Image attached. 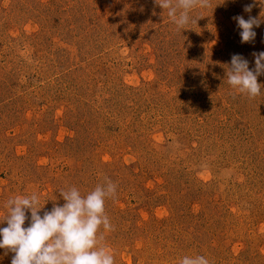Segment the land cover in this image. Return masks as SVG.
<instances>
[{
  "label": "rangeland",
  "instance_id": "1",
  "mask_svg": "<svg viewBox=\"0 0 264 264\" xmlns=\"http://www.w3.org/2000/svg\"><path fill=\"white\" fill-rule=\"evenodd\" d=\"M249 3L210 0L177 30L153 0H0V227L9 199L36 194L43 216L107 177L114 264H264V75L254 99L227 78L264 52V23L241 44L232 19Z\"/></svg>",
  "mask_w": 264,
  "mask_h": 264
},
{
  "label": "clouds",
  "instance_id": "2",
  "mask_svg": "<svg viewBox=\"0 0 264 264\" xmlns=\"http://www.w3.org/2000/svg\"><path fill=\"white\" fill-rule=\"evenodd\" d=\"M159 8L166 10L177 30L184 29L189 22L197 23L190 13L195 9L211 7L210 0H153ZM259 6L258 16H252L253 8ZM248 14L234 16L239 29L241 44H251L256 39V31L264 23V4L259 0L244 5ZM254 67L250 69L249 61L239 54H233L228 66V84L235 92L250 99L260 96L262 85L257 78L264 75V52H253ZM118 185L107 177L103 184H98L87 195L82 196L76 187L59 192L62 206L53 204L50 211L39 213L38 195L17 196L7 200V215L3 221L6 227H0V249L4 255L13 253L11 264H114L111 250L102 242L101 232L114 231V226L105 211L107 199L117 198ZM30 221L25 227L29 217ZM2 258V257H0ZM180 264H210L204 256H184Z\"/></svg>",
  "mask_w": 264,
  "mask_h": 264
}]
</instances>
